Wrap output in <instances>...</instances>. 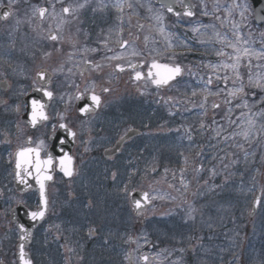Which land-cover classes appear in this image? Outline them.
<instances>
[{
    "label": "flooded vegetation",
    "instance_id": "flooded-vegetation-1",
    "mask_svg": "<svg viewBox=\"0 0 264 264\" xmlns=\"http://www.w3.org/2000/svg\"><path fill=\"white\" fill-rule=\"evenodd\" d=\"M241 1L254 22L252 4ZM41 2L0 0V264H170L173 251L185 248L188 218L182 204L178 210L162 201V182L168 171L186 169L190 155L198 160L192 170L215 168L201 165L202 150L193 149L201 140L187 125L192 115L173 92L198 88L185 78L209 71L189 68L193 61L219 62L196 56L202 47L195 38L203 25L216 24L218 12L203 7L218 10L219 3L191 0L195 17L187 19L149 0H72V19L58 4L63 19L53 3ZM33 6L38 18H29ZM169 34L190 41L194 53L172 59ZM155 62L181 64L182 80L156 89ZM220 181H194L190 192L175 186V196H199L197 204L228 218L236 212L235 188L223 192ZM136 193L148 195L146 207L133 200ZM45 197L46 220L25 245L29 213ZM202 236L203 247L212 244Z\"/></svg>",
    "mask_w": 264,
    "mask_h": 264
},
{
    "label": "rangeland",
    "instance_id": "rangeland-1",
    "mask_svg": "<svg viewBox=\"0 0 264 264\" xmlns=\"http://www.w3.org/2000/svg\"><path fill=\"white\" fill-rule=\"evenodd\" d=\"M8 1L18 2V0ZM24 1L36 2L37 0ZM45 2L53 3L52 7L57 9L58 15L63 19L66 17L59 13L58 4L60 6L64 4L63 7L69 9V19H72V0H42L41 3ZM214 2L219 3L218 10L213 3L211 4L213 7L207 8L206 5L203 7L204 13L218 12V15L214 27L199 24L202 27L195 38L198 46L202 47V53L196 56L206 58L208 55V58H215V60L217 57L219 62L207 66L206 59L205 62L193 61L189 68H193L194 71H198L196 69L200 67L209 68V71L203 76L198 73L196 76L188 75L189 78L185 79L196 82L198 88L188 92H181L180 88H177L173 92V98L178 100L185 98V103L188 105L192 118L187 125L190 131L193 129V134L201 140L199 148L193 149L194 151L202 150L201 153L205 158L201 165L211 163L215 165V168L202 172L192 170L198 160L194 158L196 155L194 157L190 155L186 169L168 171L170 178L162 182L161 194H159L162 201L166 202L168 199L167 204H176L178 210L182 204L183 212L188 218L187 224L191 226L185 248L179 255L173 251L170 264H185V259L193 260L194 264H244L243 261L246 262L250 256L253 264L260 263V252L255 251L254 243L264 231V35H261L256 26H250V16L246 15L243 1L214 0ZM35 12L36 6H33L29 18H38ZM68 21L63 20L61 23L65 24ZM65 26L67 25L61 29ZM174 37L172 34L168 37L164 36L168 42L169 52L167 53L172 59L179 60L183 55L190 56L194 53V45L187 44L190 41L174 39ZM148 38L144 35L142 44L147 46ZM169 42L172 43L170 48ZM155 57L167 58L168 55L156 54ZM209 75L212 76V80L220 84L215 91L210 88L211 80L207 78ZM144 91L150 92L152 96L151 88L148 87ZM185 92L186 94L183 95ZM158 97L159 94H156L157 99ZM160 104L158 103V107ZM217 104H220V108L214 111L213 108ZM187 136L188 145L194 146L190 142L192 135L189 133ZM232 151L235 153L234 156L231 154ZM224 166L225 169L222 168ZM238 173L240 176L237 175ZM217 178L221 180L218 185L223 192L226 189L229 193V189L235 188V196L242 197L240 202L235 199L238 211L229 213L228 218H225L223 212L219 217L218 208H216L214 211L218 214L219 220L215 219L214 212L211 220L206 224L203 211L207 203L204 206H201V203L197 204L199 196L196 195L193 197L189 195L185 200L181 192L176 197L175 186L178 189L185 187L190 192L194 181L198 187L204 179L213 182ZM230 182L232 186L229 187ZM144 188H148V184ZM216 188L214 186V190ZM261 190L263 207L253 223H249L248 216L253 202ZM182 197H184L183 200L178 201ZM174 212L173 216H175ZM225 219L229 222L233 221V225L229 226L224 221L222 223L224 230L220 223ZM203 221L206 225L204 229H202ZM203 233L205 238L213 244L223 247L218 249L203 247ZM191 246L194 247V252L189 254L188 249ZM216 259L219 260L216 261Z\"/></svg>",
    "mask_w": 264,
    "mask_h": 264
},
{
    "label": "water",
    "instance_id": "water-1",
    "mask_svg": "<svg viewBox=\"0 0 264 264\" xmlns=\"http://www.w3.org/2000/svg\"><path fill=\"white\" fill-rule=\"evenodd\" d=\"M159 5L166 6L169 13H172L176 16L180 15L182 12L186 15L191 16L190 9H185L184 11H180L177 7H175V0H157ZM254 5V11L256 14V20L258 23H264V13H263V5L259 0H252ZM189 0H186L185 7H189L188 5ZM156 66V75L158 76V80L155 82L157 87H160L161 85L167 86L171 82L179 79L181 76V68L177 66H164L159 65L158 63ZM125 141V140H124ZM121 146V145H120ZM137 194L136 196H138ZM134 196V197H136ZM260 203V198L257 199L255 206L252 210V216L256 213L258 210ZM47 215V209L41 208L40 211L30 214V217L28 219V225L25 227V238L23 240L24 244L27 245L31 241V236L33 233V229L37 228L39 224H41Z\"/></svg>",
    "mask_w": 264,
    "mask_h": 264
}]
</instances>
